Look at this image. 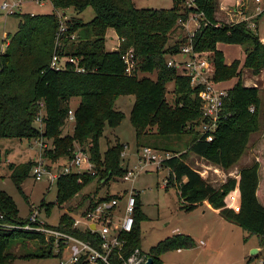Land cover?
I'll use <instances>...</instances> for the list:
<instances>
[{"label": "trees", "instance_id": "1", "mask_svg": "<svg viewBox=\"0 0 264 264\" xmlns=\"http://www.w3.org/2000/svg\"><path fill=\"white\" fill-rule=\"evenodd\" d=\"M57 10L74 9L81 14L88 7L95 17L87 22L78 18L66 20L67 30L58 35L63 18L57 13L33 14L15 12L22 16L18 30L9 35L5 51L0 53V138L40 139L44 143V156L52 160H68L74 155L75 146L88 148L94 164V173H70L57 180L55 204L71 203L85 186L96 180L100 186L126 172L122 152L124 144L117 141L101 153L100 138L105 128L119 126L126 117L117 109L116 101L123 95H134L130 121L135 128L137 145H145L150 133L162 138L181 137L189 134L190 141L184 151L172 150V156L162 166L170 170L169 182L179 186L182 207L190 211L205 201L220 210V214L242 227L249 234H256L264 244V196L258 194L260 179H264V164L254 161L240 169L239 180L229 178L220 187L214 186L200 172L188 164L191 153L226 170L238 164L248 148L252 134L260 130L261 97L258 86L246 85L243 69L257 76L264 70V43L247 21L220 22L218 0H196L198 11L205 13L208 21L198 29L192 43L195 50L205 53L214 71V80L228 86L225 114L211 141L202 135L197 126L202 122L201 99L198 89L190 85V76L177 68L169 67L168 55H177L187 39H180V17L186 19L190 11L185 0H174L172 8H141L134 0H50ZM264 12V11H263ZM262 12V13H263ZM261 14V13H260ZM259 14V15H260ZM232 20V19H231ZM113 29L121 38L118 49L108 50L106 36ZM75 34L76 39L72 38ZM175 34V41L170 44ZM173 38V39H174ZM219 43L245 46L244 61L226 62ZM133 48L138 61L137 69L143 75H128L122 55ZM60 58L74 56L80 59L85 70L78 71L68 62L62 69L52 68L54 54ZM147 74L156 75L155 78ZM234 80L233 85L227 83ZM174 82V104L167 99V84ZM79 98L76 107L72 100ZM254 106V111H251ZM74 109L73 133L64 134L69 123L68 112ZM43 113L41 122L38 121ZM43 124L44 129L41 128ZM43 129V130H42ZM264 143V136L255 145ZM170 152V151H167ZM170 152V153H171ZM3 154L0 149V163ZM35 160L19 164L9 163L11 178L22 191V183L30 174ZM262 178H261V177ZM238 184L240 208L229 207L227 195ZM84 196L77 211H87L103 199ZM50 215L52 203H42ZM84 206V207H83ZM83 207V208H81ZM0 223L24 224L19 209L5 190L0 188ZM147 216L142 210L140 194L137 195L135 224L127 234L128 242L123 249L127 256L134 248H141L140 223ZM59 229L90 238L88 232L73 228L72 216L62 214ZM17 237L41 240L42 248L23 257H42L53 254V246H45L42 232L0 227V264H13L16 258L10 251ZM195 245L190 235L175 234L158 241L146 253L161 264V255L172 248L181 249ZM59 252V256L62 253ZM115 264H122L117 257ZM73 264H87L82 258Z\"/></svg>", "mask_w": 264, "mask_h": 264}, {"label": "rangeland", "instance_id": "2", "mask_svg": "<svg viewBox=\"0 0 264 264\" xmlns=\"http://www.w3.org/2000/svg\"><path fill=\"white\" fill-rule=\"evenodd\" d=\"M4 1L10 4L14 2L19 3L20 8L18 12L21 11V13H57L58 15H62L66 20L78 18L84 22L90 21L95 17V11L92 7H88L81 14H77L72 8L66 10L55 9L50 0H0V4ZM134 2L141 8L161 9L172 8L174 5V0H134ZM238 3L240 5H237ZM234 6H238L240 10L247 12L249 15L253 12L254 8H256L257 12L258 7H264V0L259 3L256 0H220L219 11L216 13L220 22H232L233 20L231 19H238V17L233 15ZM21 19V15L7 13L6 10L0 8V53L6 50L7 43L10 40L9 35L17 32ZM256 19L257 17L255 16L253 20L256 21ZM257 21H259V33L261 37H264V13H262ZM254 31H257L256 27ZM178 32H183L181 27L178 29ZM173 38L170 44L174 43L175 38ZM73 39H76V37ZM119 42L120 39L116 32L113 29L108 30L106 36L107 49L115 50L114 48L119 46ZM219 47L224 51L227 61L235 59L243 61L245 58V46L243 45L222 43ZM140 75L143 74L139 72ZM147 75L152 78L156 76L154 74ZM250 76L251 73L243 69V80L246 84L251 83L248 80ZM233 83L234 80L227 84L232 86ZM167 89V99L170 103L174 104L173 81L167 84ZM260 97L264 110V87L260 88ZM134 101V95H123L118 98L116 107L123 111L126 117L117 127L107 126L99 142L101 153H104L109 146L115 144L117 141L122 142L124 144V155L122 156L126 166L136 165L143 148L146 147L137 145L135 128L130 121V112ZM78 102L79 98H74L72 100V107H76ZM261 117L260 130L251 136L252 146H255L262 136H264L263 111ZM73 128L74 121H69L68 125L64 127L63 133L71 134L73 133ZM155 131L156 129L154 128L147 139L149 141H145L144 143L156 149L158 154L164 155L168 153L167 151H184L187 149L191 135L185 134L179 138L172 137L167 139L153 135ZM39 140L0 138V149L3 154V159L0 163V188L12 196L23 220H26L32 213L38 210L41 219L46 220L49 224L58 225L62 214L65 212H68L71 216L79 212V210H76V206L83 202L84 196H94L98 186L97 198L108 194H121L122 192L126 194L130 187H134L140 194L142 210L147 216L140 223L142 236L141 249L144 253H148L150 248L161 239L177 233L190 235L195 241V245L192 247H183L181 250L172 248L166 251L161 255V264H260L261 259L264 260V244L261 243V238L258 235L249 234L236 223L229 221L225 217L224 219L219 212L209 209L205 205H199L190 211L183 208V202L179 195V186L171 182H169L167 187L165 186L170 175V170L164 166L159 167L156 163H148L142 169H136L137 175L133 182L123 181L121 177H117L110 180L108 184L100 186L94 180L85 186L69 205H67L68 202L61 206L55 204L58 193L57 180L51 182L48 177L38 180L33 176V171L24 179L22 191H20L11 178L8 164H19L39 159L41 155ZM44 153V159L50 162V164L58 163L44 156ZM245 158L242 157L238 164L226 170V173L235 172L236 174L240 167L247 166ZM63 161L61 160L60 162ZM187 161L194 169L200 170L204 174V163H207L204 159L191 153ZM210 167L207 179L214 186L218 187L223 183L225 177H222V174L216 171L215 167ZM203 174L201 175L203 176ZM44 202L46 204H54L50 215L47 214L46 207H42V203ZM200 240L206 242V245L201 246L199 244ZM40 241L39 239L17 237L10 247V251L16 256L13 264H60L61 259L68 260L69 250L64 252L61 250L63 253L60 257L57 251L58 248H54L53 254L49 256L23 257V255L40 250L42 248ZM48 245V242L45 240V246Z\"/></svg>", "mask_w": 264, "mask_h": 264}, {"label": "built area", "instance_id": "3", "mask_svg": "<svg viewBox=\"0 0 264 264\" xmlns=\"http://www.w3.org/2000/svg\"><path fill=\"white\" fill-rule=\"evenodd\" d=\"M256 1L261 2L262 0ZM237 5H240V3ZM185 6L190 9L188 17L186 19L180 17L178 25L183 31L179 38H185L187 41L182 46L179 54L168 56L167 64L169 67L186 72L190 76V85L198 89V96L201 99L202 122L197 127L201 134L205 135L208 141H211L214 138V133L219 126L221 118L223 116L227 117V114L224 115V113L225 99L228 96L229 88L221 82L214 80V71L209 57L205 53L195 50L192 43L194 35L202 27V20L204 19V25L208 24V21L205 19V13L196 10V0H185ZM1 8L6 10L7 13H15L19 10L20 6L17 2L10 4L4 1L1 4ZM257 10L259 13H262L264 7H258ZM236 11L240 13V17L233 20V22L247 21L252 28L256 26V22L252 20L247 12L240 10L238 6H236ZM59 16L63 18L58 33V35H61L67 30V25L65 24L66 19L62 15ZM74 37L75 34L72 35V38ZM119 39L121 41L120 37ZM118 47L114 49H118ZM122 59L126 65V73L128 75H139L137 69L138 61L133 48L127 50L122 55ZM68 62L74 63L78 71L85 70L80 65L78 57L64 56L60 58L56 53L53 56L51 65L52 68L59 70L66 67ZM254 109V106H251L250 110L254 111ZM43 113H40L39 122L42 120ZM68 115L70 121L75 120L74 109H70ZM41 128H43V124H41ZM39 145L41 155L39 159L35 160L32 169L33 176L36 179L41 180L44 177H48L53 182L58 180L61 175L70 173H94V164L90 159L88 148L77 145L71 159L64 160L63 162L59 160L56 161L58 162L56 164H50L43 157L44 143L42 140H39ZM122 155H124V152H122ZM172 155L169 152L164 155L158 154L156 149L146 146L141 152L138 163L133 165L134 167L126 166V164L123 165L126 167V172L121 178L123 181L133 182L137 175L136 169L140 170L148 163H156L161 167L163 161ZM168 185L167 180L165 186L167 187ZM138 194L139 192L134 187H130L126 194L122 192L109 200L103 199L90 210L85 211L86 209H82L73 214V228L88 232L90 238L87 239L59 229L57 228L58 225L49 224L46 220L40 218L38 210L32 213L24 224L0 223V227L42 232L48 244H52L53 249L58 248V253L61 250L63 252L69 250L68 260L61 259L60 264H73L82 258L87 260V264H115L113 261L114 257H117L122 264H145L148 256L141 248H134L127 256L123 253V249L128 242L126 235L131 233L134 228ZM0 218H3V215H0ZM204 243L203 241L201 242V244ZM260 264H264L263 259L260 261Z\"/></svg>", "mask_w": 264, "mask_h": 264}, {"label": "crops", "instance_id": "4", "mask_svg": "<svg viewBox=\"0 0 264 264\" xmlns=\"http://www.w3.org/2000/svg\"><path fill=\"white\" fill-rule=\"evenodd\" d=\"M219 1V3H220V0H218ZM239 1H241V0H239ZM259 3V2H258ZM221 5V4H220ZM221 7H222V5H221ZM0 8H1V4H0ZM223 8V7H222ZM225 9V8H224ZM234 11H233V15L234 16H236V17H240V13H238L237 11H236V7L234 6ZM264 13V12H263ZM260 13L257 11L256 12V8H254L253 9V12L251 13V14H249V16H251V18H252V20H253V18L256 16L257 17V19H256V30H257V33H258V35L260 36V40L264 43V37H261V35H260V31H259V21H257V20H259V18H260V16L262 15V13L259 15ZM219 19V18H218ZM232 20H234V19H232ZM254 21V20H253ZM254 27V28H255ZM220 44H222V43H219L218 44V48L219 49H221L219 46H220ZM222 50V49H221ZM244 57H245V53H244ZM243 61H244V59H243ZM226 62L227 63H231L232 61H227V59H226ZM247 71H248V69H246ZM248 80L249 81H251V83L250 84H246V85H254V86H258L259 87V89L261 88V87H264V70H262V72L259 74V75H257V76H255V75H253V74H251V76L250 77H248ZM261 114H260V122H261V115H262V111H263V114H264V110H263V108H262V99H261ZM251 139L252 138H250V142H249V144H248V148H247V150H246V152L244 153V155L242 156V157H246L245 158V164L246 165H250V164H252L254 161H259L260 163H261V165L263 166V164H264V143L262 142L261 144H259V146H252L253 144H252V141H251ZM201 158V157H200ZM201 159H204V158H201ZM207 163H204V169H203V171H204V174L202 173V171H200V170H197L198 172H200L201 174H203V176L204 177H206L207 178V173L209 172V168H211L210 166H213V167H215L216 168V171H218L220 174H222V177H225L222 181H223V183H225L229 178H235V179H237V180H239V178H240V175H239V172H240V169L242 168V167H240L239 168V170L237 171V173L235 174V172H228V173H226V169H224V168H222V167H220V166H218V165H216V164H213V163H211V162H209L208 160H206V159H204ZM197 163H199L198 161H197ZM124 164H126L125 162H124ZM237 165V164H236ZM229 170V169H228ZM261 177V176H260ZM262 178V177H261ZM222 183V184H223ZM221 184V185H222ZM220 185V186H221ZM220 186H218V187H220ZM258 194L260 195V196H264V179H260V186H259V188H258ZM226 202H227V204H228V206L229 207H231V208H233L234 210H236V211H238L239 210V208H240V191H239V186H238V184L236 185V187L227 195V197H226ZM200 205H205L207 208H209V209H214L215 211H217V212H219L220 213V210L219 209H216V208H214L208 201H205V202H203L202 204H200ZM224 218V217H223ZM225 219V218H224ZM232 222V221H231ZM177 234H179V233H177ZM173 235H175V234H173ZM172 236V235H171ZM203 240H200L199 241V244L201 245V246H205L206 245V242L204 243V244H201V242H202ZM204 242V241H203ZM179 250H181V249H179ZM262 260V259H261Z\"/></svg>", "mask_w": 264, "mask_h": 264}, {"label": "water", "instance_id": "5", "mask_svg": "<svg viewBox=\"0 0 264 264\" xmlns=\"http://www.w3.org/2000/svg\"><path fill=\"white\" fill-rule=\"evenodd\" d=\"M93 227H94V225H93ZM255 251H258V250H255ZM253 253H254V250H253ZM145 264H154V259L152 257H149Z\"/></svg>", "mask_w": 264, "mask_h": 264}]
</instances>
